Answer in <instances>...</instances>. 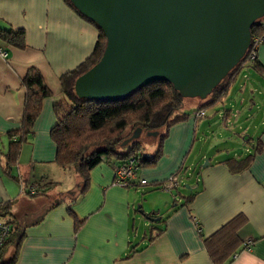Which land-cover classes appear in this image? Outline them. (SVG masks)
Returning a JSON list of instances; mask_svg holds the SVG:
<instances>
[{"label": "crops", "instance_id": "obj_1", "mask_svg": "<svg viewBox=\"0 0 264 264\" xmlns=\"http://www.w3.org/2000/svg\"><path fill=\"white\" fill-rule=\"evenodd\" d=\"M7 26L26 33L23 50L0 41L8 50V59H0V205L10 203L6 219L18 226L14 235L19 237L10 243L12 256L17 248L15 264H216L204 239L240 214L247 220L238 232L240 244L218 264H264V44L257 50V65L242 69L223 101L209 106L211 112L204 117H194L217 114L221 121L173 124L151 154L161 144L155 166L137 170L138 180H146L150 189L171 195L174 190L160 185L175 175L180 180L192 176L194 161L186 166L190 153L201 142L215 151L211 156L200 152L207 164L195 171L194 183L186 181L187 191L180 192L179 184L172 203L167 200L161 207L145 202L138 207L140 214L156 213L157 221L142 220L145 227L138 232L135 205L140 186H115L114 167L102 162L90 172L85 193L75 194L80 178L76 169L71 173V168L56 163L50 137L56 123L54 104L65 102L59 78L92 54L97 29L62 0H0V27ZM32 66L41 72L52 96L42 101L28 143L6 172L7 134L21 127L25 91L20 79ZM203 104L201 100L200 107ZM237 107L235 116L232 109ZM249 156L246 170H229L226 161ZM38 182L54 185L43 196L29 195ZM60 185L68 190L56 192ZM187 199L191 202L186 204Z\"/></svg>", "mask_w": 264, "mask_h": 264}, {"label": "water", "instance_id": "obj_2", "mask_svg": "<svg viewBox=\"0 0 264 264\" xmlns=\"http://www.w3.org/2000/svg\"><path fill=\"white\" fill-rule=\"evenodd\" d=\"M70 2L106 38L100 60L75 80V94L108 102L155 82L205 100L243 59L251 28L264 18V0Z\"/></svg>", "mask_w": 264, "mask_h": 264}, {"label": "trees", "instance_id": "obj_3", "mask_svg": "<svg viewBox=\"0 0 264 264\" xmlns=\"http://www.w3.org/2000/svg\"><path fill=\"white\" fill-rule=\"evenodd\" d=\"M62 1L78 17L92 24L98 31L92 54L74 70L62 74L59 78L65 102L54 104L56 123L50 131V137L56 146V163L62 169H76L81 181L80 195L85 193L89 186L90 172L102 162L115 167L132 160L137 170L154 167L161 156V144L167 134L160 137L161 144L158 150L154 155L149 156L141 152L142 145L139 141L141 133L148 132L157 135L159 131L167 130L173 124L186 121L188 115L183 114L172 119L171 116L182 107L184 98L180 97L173 86L167 82L149 84L113 102L77 97L74 91L75 80L100 60L106 45V38L94 22L77 11L70 0ZM262 20L264 18L258 20L251 28V37L260 33L259 26ZM0 41L13 48L23 50L26 48V33L21 28L0 27ZM247 52L240 63L229 71L211 94L203 100L204 104L198 112L223 101L237 75L243 69L242 64ZM255 64L257 65V59L254 66ZM20 87L25 91L21 127L7 134L10 142L4 154L6 172H9L17 163L22 146L28 143L34 123L40 114L42 101L52 96L41 72L33 66L28 68L20 79ZM138 131L140 134L135 137ZM125 147L128 149L122 150ZM251 161V156H249L241 161L228 160L226 164L232 173H238L246 170ZM20 184L22 183L20 182ZM52 185L54 183L35 184V191L33 193L28 191V194L43 196L47 192V188ZM162 185L160 186L162 187ZM159 187L156 188L159 189ZM189 202L191 199L186 200V204ZM9 208V202L0 205V219L11 227L8 240L0 247V264H15L17 260V248L10 259H3L5 247L12 242V238L18 230L13 219H6ZM142 215L148 219L156 220V213H142ZM246 221L245 216L237 215L213 235L204 239V246L213 263L218 264L228 253H233L236 250L240 244L238 232L246 224ZM80 224L81 222H78L77 227Z\"/></svg>", "mask_w": 264, "mask_h": 264}, {"label": "rangeland", "instance_id": "obj_4", "mask_svg": "<svg viewBox=\"0 0 264 264\" xmlns=\"http://www.w3.org/2000/svg\"><path fill=\"white\" fill-rule=\"evenodd\" d=\"M245 72V71H244ZM230 98V95L228 96L227 100ZM201 105V100L198 99V98H184L183 100V105L182 107L177 110L171 117L172 119H174L176 116H180V115H183V114H186L188 115V118L186 121H188L189 119L193 120L194 117H196V115L198 114V111H199V107ZM233 114H235V116H238L240 110L239 108H233ZM236 111V112H234ZM207 113L209 114L211 112V109L209 107L205 108L204 110V113ZM205 113V114H206ZM217 114L213 115L212 117H208V118H204V119H194L196 123H204V124H207L208 122L209 123H214L216 121H221L220 119L217 120V117H216ZM193 117V118H191ZM258 119H256L255 121H257ZM228 123H231V120H229ZM166 133V130L163 129L161 131H159V133L156 135V136H153V135H149L148 132H142L140 137H139V141L142 145V150L141 152L144 153V154H153V152L156 150V146L158 144V141H160V137L162 135H164ZM211 134H208L209 137ZM198 142V141H197ZM127 148V147H126ZM207 148H209L208 144L207 143H200V147L199 148H196V150L194 152H191L190 153V156L186 162V166L189 165L192 163V161H194L192 167H191V170H192V176H189L187 177L185 180H184V177H182V179L180 180V184H181V191L180 192H185L187 191L185 187V184H186V181L188 180V182H192L194 183L195 180H196V170L197 169H200L203 167V165L205 164L207 158H202V154H200V152H207V154H209V156H211L212 154L215 153L214 150H207ZM238 150V149H237ZM241 152V149L239 151V154ZM186 167H184L185 169ZM184 169L182 168V175L185 173L184 172ZM71 173H73V171H75L73 168H71ZM191 174V173H190ZM67 177V176H66ZM62 180V179H61ZM60 182H64V181H60ZM39 183V182H38ZM62 184V183H60ZM81 189V182L76 185V188H74L73 191H75V194ZM64 190H68V188L66 186H62L60 185L59 188H56L55 191L56 192H59V191H63ZM167 193V194H166ZM171 195H169L168 192H160L158 190H153L152 188L150 189V186H140L139 188V191H138V195H137V198L139 200L138 203H136L135 205V209H136V216H137V220L135 221V225H136V230L138 232H141L143 229H144V223L143 221H146L150 224H154V223H157V221H148V220H145L140 213H138V207L141 206V204H145L146 202V205L147 206H165V202L167 200H169L168 202L172 203V197L173 195H177L176 194V190L172 191V193H170ZM169 204V203H168ZM143 207V206H142ZM138 216H140V218H138ZM143 220V221H142ZM19 237V234H17L16 236H14L15 240H14V243H16V240L17 238ZM14 243L12 244H8L4 251H3V259L4 260H8L10 259L12 256L11 253H12V250H13V246H14Z\"/></svg>", "mask_w": 264, "mask_h": 264}, {"label": "built area", "instance_id": "obj_5", "mask_svg": "<svg viewBox=\"0 0 264 264\" xmlns=\"http://www.w3.org/2000/svg\"><path fill=\"white\" fill-rule=\"evenodd\" d=\"M260 33L251 37L250 45L247 49L246 58L244 60L243 68L249 64H252L257 59V50L258 48L264 44V20L260 22ZM0 59L6 61L8 59V50L0 45ZM205 116L204 111L198 112L196 117L202 118ZM114 181L113 184L115 186L121 188H132L135 187L136 184L138 186L147 185L146 180H138L136 172L137 169L133 165V161L129 160L126 163L118 164L114 167ZM180 176L178 175L170 177L165 184L162 185L164 190L171 191L178 188L180 184ZM35 190L33 188L30 189V193H33ZM11 227L9 224L0 219V247H2L10 236ZM249 243V242H248Z\"/></svg>", "mask_w": 264, "mask_h": 264}]
</instances>
